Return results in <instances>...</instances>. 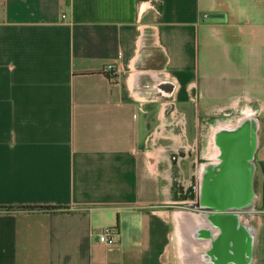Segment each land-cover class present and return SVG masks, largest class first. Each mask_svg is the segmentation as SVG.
I'll return each instance as SVG.
<instances>
[{"label": "crops", "instance_id": "1", "mask_svg": "<svg viewBox=\"0 0 264 264\" xmlns=\"http://www.w3.org/2000/svg\"><path fill=\"white\" fill-rule=\"evenodd\" d=\"M245 118L247 210L168 209ZM6 206L64 208H0V264H264V0H0Z\"/></svg>", "mask_w": 264, "mask_h": 264}, {"label": "water", "instance_id": "2", "mask_svg": "<svg viewBox=\"0 0 264 264\" xmlns=\"http://www.w3.org/2000/svg\"><path fill=\"white\" fill-rule=\"evenodd\" d=\"M253 127L254 120L245 118L236 126L215 131L214 143L218 153L222 154L223 161L219 162L216 168L202 167L201 189L197 196L201 197L204 204L196 203L192 207L195 206L196 210L202 211L207 219H212L221 229L223 217L221 213H212L211 211L217 207L210 208L211 206H216L220 201H232L234 204L230 208L233 212L231 217L235 221V214L245 212L250 205L252 192H249L250 195L247 192L250 191L252 158L256 144ZM204 171L205 175L202 174Z\"/></svg>", "mask_w": 264, "mask_h": 264}, {"label": "flooded vegetation", "instance_id": "3", "mask_svg": "<svg viewBox=\"0 0 264 264\" xmlns=\"http://www.w3.org/2000/svg\"><path fill=\"white\" fill-rule=\"evenodd\" d=\"M222 161H223L222 154L217 152L216 160L215 161L214 160L213 161L212 160L211 161H206L204 163V166H208V168H212V167H215L216 168L217 164L219 162H222ZM201 172H202V170H201ZM201 172H200V176H201ZM205 173H206V171H204V173H202V174L205 175ZM200 176H199V183H198V185H195L194 186V185H191V183H190L189 186H186V188L182 192L183 193L182 197H184V199H183L184 208L196 210L195 209V206L192 207L193 204L199 203V204L202 205L203 201H202L201 197H198L197 196L198 195L197 192H199L200 189H201V186H200ZM251 191H252V178H251V184H250V191H248L247 193H249ZM189 194H191V196H189ZM249 195H250V193H249ZM248 199H249V197H248ZM233 204L234 203H232V201L226 200V201H220V202H218V204L216 206H211L210 207V208L217 207V208H214L213 209L214 211L212 210L211 212L212 213H214V212L221 213V215L223 217L222 232H224L226 225H228V227H229L231 225L232 221H233L232 220V217H231V215H233V212L230 209L233 206ZM204 206H208V205H204ZM223 209H226V210L223 211ZM193 217H195V216H193Z\"/></svg>", "mask_w": 264, "mask_h": 264}, {"label": "rangeland", "instance_id": "4", "mask_svg": "<svg viewBox=\"0 0 264 264\" xmlns=\"http://www.w3.org/2000/svg\"><path fill=\"white\" fill-rule=\"evenodd\" d=\"M106 66V65H105ZM104 66V67H105ZM103 67V68H104ZM103 71H104V69H103ZM237 115H242V114H237ZM236 115V116H237ZM251 116H253L254 117V115L252 114ZM262 116V115H261ZM258 118V116L256 117V119ZM259 118H260V116H259ZM258 118V119H259ZM259 121V120H258ZM207 147V146H206ZM205 147V148H206ZM209 148H211V146H209ZM199 162H201L202 160L200 159V160H198ZM199 162H197V163H199ZM182 165H185L186 163H181ZM186 166V165H185ZM173 173H174V171H173ZM184 173H185V176H184V182L183 183H185V185H183V187H185V186H189V184L191 183V185H196V176H195V174L193 175V176H191L190 178H189V175H188V173L186 174V171H184ZM176 173H174L173 175H175ZM172 189H173V193L171 194V195H169V201L170 202H168L167 203V207H168V209H170V210H174L175 209V207L177 206V205H181V204H184V202H183V199H184V197H182V195H183V193H178L180 190H178L179 189V185L178 186H175V184H176V182H174V177L172 176ZM199 181V180H198ZM162 182L163 183H165L166 181L165 180H162ZM175 183V184H174ZM189 196H191V194H189ZM182 200V201H181ZM103 229V228H102ZM101 229V230H102Z\"/></svg>", "mask_w": 264, "mask_h": 264}, {"label": "built area", "instance_id": "5", "mask_svg": "<svg viewBox=\"0 0 264 264\" xmlns=\"http://www.w3.org/2000/svg\"><path fill=\"white\" fill-rule=\"evenodd\" d=\"M103 69L109 78H113L116 74V69L110 64L106 65ZM114 233L115 229L113 227H104L98 236L99 242L107 246L112 245L114 243Z\"/></svg>", "mask_w": 264, "mask_h": 264}, {"label": "trees", "instance_id": "6", "mask_svg": "<svg viewBox=\"0 0 264 264\" xmlns=\"http://www.w3.org/2000/svg\"><path fill=\"white\" fill-rule=\"evenodd\" d=\"M1 209H15V208H21V209H34V208H37V209H45V210H61L63 209L64 207H54V206H19V207H11V206H6V207H0Z\"/></svg>", "mask_w": 264, "mask_h": 264}, {"label": "bare ground", "instance_id": "7", "mask_svg": "<svg viewBox=\"0 0 264 264\" xmlns=\"http://www.w3.org/2000/svg\"><path fill=\"white\" fill-rule=\"evenodd\" d=\"M255 124V123H254ZM253 128H255V127H253Z\"/></svg>", "mask_w": 264, "mask_h": 264}]
</instances>
